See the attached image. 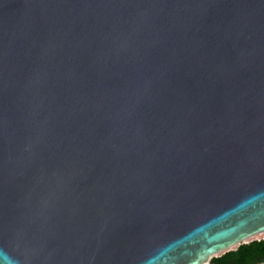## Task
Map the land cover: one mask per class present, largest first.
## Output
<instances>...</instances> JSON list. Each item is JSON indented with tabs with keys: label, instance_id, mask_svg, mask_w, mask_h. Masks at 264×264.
Listing matches in <instances>:
<instances>
[{
	"label": "water",
	"instance_id": "water-1",
	"mask_svg": "<svg viewBox=\"0 0 264 264\" xmlns=\"http://www.w3.org/2000/svg\"><path fill=\"white\" fill-rule=\"evenodd\" d=\"M262 233L264 0H0V264Z\"/></svg>",
	"mask_w": 264,
	"mask_h": 264
},
{
	"label": "trees",
	"instance_id": "trees-1",
	"mask_svg": "<svg viewBox=\"0 0 264 264\" xmlns=\"http://www.w3.org/2000/svg\"><path fill=\"white\" fill-rule=\"evenodd\" d=\"M264 262V237L239 243L235 248L212 256L210 264H259Z\"/></svg>",
	"mask_w": 264,
	"mask_h": 264
},
{
	"label": "rangeland",
	"instance_id": "rangeland-1",
	"mask_svg": "<svg viewBox=\"0 0 264 264\" xmlns=\"http://www.w3.org/2000/svg\"><path fill=\"white\" fill-rule=\"evenodd\" d=\"M264 233H262V235H263ZM261 234H259V235H257V236H260ZM259 264H264V262L263 263H259Z\"/></svg>",
	"mask_w": 264,
	"mask_h": 264
},
{
	"label": "bare ground",
	"instance_id": "bare-ground-1",
	"mask_svg": "<svg viewBox=\"0 0 264 264\" xmlns=\"http://www.w3.org/2000/svg\"><path fill=\"white\" fill-rule=\"evenodd\" d=\"M259 235V234H258ZM257 236V235H256Z\"/></svg>",
	"mask_w": 264,
	"mask_h": 264
}]
</instances>
